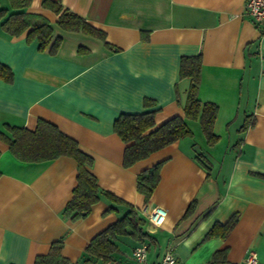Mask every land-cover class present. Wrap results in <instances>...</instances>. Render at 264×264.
Instances as JSON below:
<instances>
[{
    "label": "crops",
    "instance_id": "0c3cea01",
    "mask_svg": "<svg viewBox=\"0 0 264 264\" xmlns=\"http://www.w3.org/2000/svg\"><path fill=\"white\" fill-rule=\"evenodd\" d=\"M245 2L60 0L102 31L99 38L63 29L57 14L31 0L26 11L45 16L60 37L54 53L39 50L25 33L0 31V63L13 74L10 82L0 77V264H34L57 240L62 264H134L132 250L142 242L147 264H156L167 249L174 264H208L223 249L233 264L250 251L264 264V23L251 20ZM198 54L197 97L217 105L218 139L208 145L198 119L185 118L189 135L125 166V144L113 130L114 120L121 113L155 111L159 125L183 116L190 79L179 76V62ZM39 120L55 125L92 157L99 188L131 204L148 237H119L108 261L85 253L125 206L101 196L85 217L64 218L76 161L60 156L28 162L9 148L5 124L34 130ZM157 163L159 181L145 198L137 176ZM155 206L166 210L159 226L145 219ZM232 215L237 221L225 238L206 237Z\"/></svg>",
    "mask_w": 264,
    "mask_h": 264
},
{
    "label": "trees",
    "instance_id": "16d2710c",
    "mask_svg": "<svg viewBox=\"0 0 264 264\" xmlns=\"http://www.w3.org/2000/svg\"><path fill=\"white\" fill-rule=\"evenodd\" d=\"M31 0H7L6 5L0 2V31L11 36L23 33L27 41H37L39 50L54 53L60 43V37L54 36L48 19L37 13L26 11ZM41 7L57 14V23L65 30H81L104 37V33L87 23L81 16L63 8L60 0H41ZM201 55H184L179 62V76L190 79L183 116L175 115L159 125L155 123V111L128 114L121 113L113 122V130L124 142L123 164L128 166L137 160L147 157L153 151L164 147L177 139L189 135L184 119H198L207 144L212 145L218 139L213 132V124L218 107L213 102H202L197 93L200 84ZM12 71L0 63V77L7 82L12 80ZM10 133L9 148L23 161L40 162L60 156H69L76 161V185L71 197L63 209V217L75 221L85 217L94 203L101 196L107 197L117 205H124L125 212L116 222L95 235L85 249V253L95 259L108 261L118 250L116 240L121 236L141 241L148 237L143 229L144 221L138 217L134 207L112 193L99 188L95 176L91 172L92 157L82 151L77 142L65 135L58 128L44 120H39L34 130L25 127L4 125ZM198 159L199 156H198ZM160 164L142 171L137 176V190L148 198L156 187L160 174ZM192 205H189L186 212ZM108 210H116L110 206ZM237 221L232 215L224 223H215L206 237L225 238ZM62 241L50 244L46 255L35 258L34 264H62L65 258L61 255ZM87 261V260H86ZM208 264H233L226 259V250L216 251Z\"/></svg>",
    "mask_w": 264,
    "mask_h": 264
},
{
    "label": "built area",
    "instance_id": "2783aa9c",
    "mask_svg": "<svg viewBox=\"0 0 264 264\" xmlns=\"http://www.w3.org/2000/svg\"><path fill=\"white\" fill-rule=\"evenodd\" d=\"M245 12L255 24L264 23V0H246ZM166 216L163 207L155 206L148 213L145 219L153 226L162 224ZM148 246L142 242L132 250L134 264H147ZM175 257L171 249H167L156 264H174ZM241 264H257V255L254 251L248 252Z\"/></svg>",
    "mask_w": 264,
    "mask_h": 264
}]
</instances>
